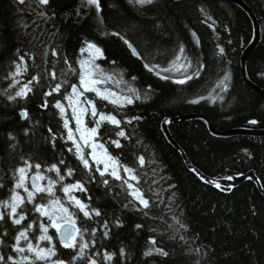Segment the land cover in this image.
Masks as SVG:
<instances>
[{
    "label": "trees",
    "instance_id": "16d2710c",
    "mask_svg": "<svg viewBox=\"0 0 264 264\" xmlns=\"http://www.w3.org/2000/svg\"><path fill=\"white\" fill-rule=\"evenodd\" d=\"M244 1L253 10L261 29L260 42L247 61V74L264 89V0ZM100 3L101 11L97 13L94 7H84L82 0H49L46 6H38L36 0H26L23 5L17 0H0V201L9 200L19 177L15 169L23 166L22 159H26L33 166L32 174L37 171L35 164L41 165L44 183L49 177L57 180L55 197L66 206L70 202L61 190L62 185L83 183L87 191L73 190V194L86 205L98 208L102 215L88 219L80 212L74 218L81 230L86 229L83 239L90 245L86 255L100 253L97 259L101 264H264V196L255 182L246 180L234 188L226 184L217 188L204 182L188 168L180 152L161 131L165 117L186 113L208 116L218 130L264 128V99L244 82L240 69L242 52L253 36L250 19L226 0H155L154 5L143 9L129 0H100ZM40 11H46L50 18L40 17ZM115 32L128 39L145 58L134 56L123 39L113 35ZM145 37L151 41L147 47ZM86 42L95 43L103 52L96 63L111 77L105 87L122 95L139 96L133 104L119 107L101 100L95 93L88 94L98 102L99 109L122 121L119 127L102 124L95 139L121 164L134 169L138 179L130 182L139 186L150 200V209L138 211L142 206L119 180L110 178L111 190L100 182H89V173L75 150L67 151L72 142L59 138L62 132L66 137V130L59 109L53 105L61 100L71 116L63 94L70 93V85L79 82L78 60L86 57V53L81 55L80 48ZM180 45L185 48L183 54L179 52ZM220 47L225 50L223 54L219 53ZM20 55L25 56L24 70L15 77L19 84L9 88L11 73L15 72L13 61H18ZM178 55L181 60L176 63H184L187 56L193 66L205 65L199 77L184 85L174 81L183 79L184 71L191 75L192 68L163 72ZM145 63L158 64L161 76L168 75L171 79L149 71ZM225 75L228 78L222 84ZM34 76L38 82L33 81L32 91L25 98L7 99L5 90L14 94ZM57 83L62 85L61 92L46 97L45 93ZM46 100L45 108L42 105ZM22 109L29 114L27 120L21 118ZM132 117L140 119L127 123ZM90 120L86 116L87 125L94 127ZM252 120L256 123H250ZM70 126L74 128V120L70 119ZM25 128L30 130L28 136L24 134ZM48 128L57 136L54 146ZM121 128L127 138L115 135ZM169 130L194 167L204 175L223 179L253 171L261 186L264 185V137L218 138L199 120L171 124ZM9 133L15 140L9 139ZM110 140H119L122 149H116L114 144L109 146ZM141 156L143 165L139 162ZM61 159L64 165L59 164ZM53 164L64 181H59L56 169L49 171ZM69 168L73 169L71 175L67 172ZM120 175L128 179L122 170ZM41 196L45 197L43 201ZM26 197L24 223L46 221ZM37 202L47 203V193L37 194L34 203ZM125 204L129 206L125 208ZM145 211L148 215H144ZM104 221L109 224L108 237L103 236ZM38 223L29 234L34 245L40 234ZM137 224L143 227L137 229ZM18 228L10 220L0 221V238L4 241L0 253L13 254L10 245ZM48 234L53 236L58 258L69 264L76 251L60 245L55 229L50 228ZM150 237H155L156 245L150 243ZM39 244L46 246L47 242ZM122 247L125 256L120 255ZM150 247H161L169 255L145 256ZM106 251L115 254L111 260H104ZM72 264H87V260L77 259Z\"/></svg>",
    "mask_w": 264,
    "mask_h": 264
},
{
    "label": "snow or ice",
    "instance_id": "6c2138e0",
    "mask_svg": "<svg viewBox=\"0 0 264 264\" xmlns=\"http://www.w3.org/2000/svg\"><path fill=\"white\" fill-rule=\"evenodd\" d=\"M17 2L23 5L26 0H17ZM38 6L48 5L49 0H36ZM83 6L86 8L94 7L96 12L99 13L101 11V3L100 0H82ZM129 3L134 6H139L140 8H146L147 6L154 5L155 0H129ZM203 11V9H201ZM80 14L79 9L77 10V15ZM40 17L50 18L48 17V13L46 11H40L38 13ZM210 18V17H209ZM27 27V25H25ZM113 35L121 37L127 47L131 48L132 51L137 55V57L144 59L145 57L137 51L136 47L129 42L128 39L121 36L119 32L113 33ZM193 35L196 34L193 32ZM151 43L150 38L145 37V46H149ZM199 43V40H197ZM219 47V46H218ZM94 49L99 56H103V52L100 47H98L95 43L86 42L85 46L80 48V53L83 56L89 50ZM224 48H219V53H224ZM179 52L181 54L185 53V48L183 45H180ZM53 55H56L55 50H53ZM98 56H92L89 54L86 59H79L78 63L80 65L79 72V82L78 84H72L71 92L68 93L65 91L63 94V98L68 101V106L71 108V116L66 112V108L61 100H56L53 107L59 109L63 129L66 130V137L63 132L61 133V139H66L67 141L72 142V147H68V152H73L77 156L78 160L82 163L84 169L89 173L88 181L89 182H100L104 186H106L109 190H111L110 178L112 180H119L123 185H127V188L130 190L129 194L133 197V199L138 202L142 208H137L138 211L144 209H150V200L145 197L144 192L141 190L139 186L134 185L130 181H135L138 179L137 175L134 172V169L128 167L126 165L121 164L120 160L116 157H113L108 150L104 147V144L99 143L95 138L98 136L101 125L105 123H110L112 125L120 126L121 120L117 119L116 115L111 113H105L103 109H99L97 107L98 102L92 98H89L90 93H95L96 97H99L101 100L108 101L113 105H117L119 107H123L125 105H131L135 102L136 99H139V96H133L131 94L121 96L119 93L102 90V86L107 83L111 77L105 76L103 71L100 69V66L96 63V59ZM181 60V56H176L175 60L171 62L170 66L163 69L164 73L177 71L192 68V73L189 75L187 71L183 72L184 78L177 79L174 82L179 85H184L188 81L193 80L194 77H199L201 74V69L205 67V65L197 64L193 66L191 60L185 56L184 63H176ZM25 61V56L20 55L18 57V61L14 60L13 64L15 65V72L11 73L13 79L9 84V88H12L14 85H18L19 81L15 79L16 75L24 70L22 67L23 62ZM65 63H68L65 60ZM174 65V67H173ZM71 68V65H69ZM145 68H148L149 71H155L158 76H161V71L159 70L160 66L149 65L145 63ZM73 72L76 69H72ZM52 77L55 78V72L52 73ZM163 79H171L168 75L161 76ZM227 75L224 76V80L221 81L223 84L224 81L227 80ZM33 81L38 82V77H32L31 80L27 81L22 87L14 92V94H8L7 90H5L6 97L9 101H16L17 98H25L28 92L32 91L31 85ZM62 85L57 83L54 88L45 93V96H52L53 93H60ZM27 90V91H26ZM203 99V97H201ZM42 107H48L47 100L42 105ZM21 118L27 120L29 118V114L27 110H21ZM91 117L90 122L95 124L94 127L88 128L85 125V117ZM70 119L75 121V127L70 126ZM140 117H132L127 123H131L132 120H139ZM165 123H170V121H165ZM250 123L255 124L256 121L252 120ZM29 129H24L25 136L29 135ZM48 133L51 134V141L53 146L55 145V141L57 139L56 134L53 133L52 128L47 129ZM79 134L77 137L76 134ZM117 137L127 138L126 132L121 128L119 131L115 133ZM9 139L15 140V137L9 133ZM83 143H80V142ZM115 145L116 149H122V145L119 140H110L109 146ZM103 149L102 154H98L97 149ZM85 149H90V152L85 151ZM247 151V150H245ZM90 159L93 162L90 164ZM139 162L141 165L144 164L143 156L139 157ZM60 165H64L65 162L63 159L59 161ZM22 165L15 169L16 172L19 173V177L14 185L12 190V194L7 201H0V207L5 210H0V221L7 223L9 220L12 224L19 226L15 236L13 237V243L10 245L11 253L5 255L0 253V264H65V261L58 258L57 252L55 250V244H53V236L48 234L49 228L55 229V233L58 235L59 243L63 248L72 249L76 251V255L73 256L72 261L77 259L87 260V264H101V261L97 259L100 256V253H93L91 255H86V249L90 246L88 242H85L83 239V231L77 227V221L74 217L80 212L83 213V216L88 219H92L93 215L95 217H101L102 212L95 207H90V205H86L79 198H77L73 194V190H78L81 192L87 191L81 181H76L75 183H67L62 185V191L65 194L67 200L70 202L69 206L66 207L64 202L59 198L55 197V193L53 191L57 180L52 178H48V183L46 187L38 186L37 181L39 179H44V177L40 174L41 165L39 163L35 164L36 173L31 177V190L25 184V176L28 170H30L33 166L29 162V160L22 159ZM103 165V167H101ZM56 169L57 175L59 177V181H64V176L59 175V169L56 164L51 165L49 171ZM123 171L128 175V179H124L120 175V171ZM73 169H67L68 175L72 174ZM195 172L196 170L193 169ZM203 179V177H201ZM220 178H214L209 180L208 183L215 184L217 188H220L221 185L218 182ZM225 180H232V176L224 177ZM251 179V177H249ZM264 187V185H262ZM23 188L24 192L27 193L26 200L28 203H33V210L36 213H39L42 217H46V221L33 220L30 223L25 224L24 222L27 220V215L25 213V208L23 205L25 204V198L21 197L16 189ZM47 193V203L34 201L37 198V194ZM119 192L116 193L119 196ZM40 199L43 201L45 199L44 196H41ZM91 200V197H89ZM129 203H132L131 201ZM129 205L125 204L124 207L127 208ZM135 206V205H133ZM69 207L74 208L76 211H69ZM144 215H148V212L145 211ZM38 223L39 228V236L36 237L37 243L34 245L32 240L29 238L30 232H32L34 226ZM119 219L116 220L117 226H120ZM103 228L105 229L103 232L104 237H108L109 232V224L107 221H104ZM137 229L143 227L141 224H137L135 226ZM181 227H185V225L181 224ZM95 233V229H93V234ZM6 236L7 233L5 232ZM23 241V246L21 242ZM47 241L50 245L49 247H41L39 242ZM149 241L152 245H156L155 237H150ZM4 243L3 238H0V245ZM92 244H95V241H92ZM153 253L162 256H168L169 253L165 251L161 247H150L148 250L144 252L145 256H152ZM114 253H108L107 251L103 253L104 260H111ZM120 255L125 256V249L122 247L120 249ZM72 261H69V264H72Z\"/></svg>",
    "mask_w": 264,
    "mask_h": 264
},
{
    "label": "water",
    "instance_id": "95a60500",
    "mask_svg": "<svg viewBox=\"0 0 264 264\" xmlns=\"http://www.w3.org/2000/svg\"><path fill=\"white\" fill-rule=\"evenodd\" d=\"M226 1L236 5L241 10H243V12L248 16V18L250 19V21L252 23L253 36H252V39H251L250 43L248 44V46L242 52V55L240 58V69H241V74H242L244 82L251 88V90H253L256 94H258L259 96H261L264 99V89L262 87H260L259 85H257L256 83H254L248 77V74H247L248 58H249L250 54L252 53V51L256 48V46L260 42V38H261L260 23H259L256 15L254 14L253 10L248 6V4L244 0H226ZM129 49L131 50V52L134 56H137L132 51L131 48H129ZM191 120L201 121L208 128L210 134L215 136V137H218V138H230V137L240 136V135L264 137V128L263 129H254V128H250V127H238V128H233V129H229V130H218L215 128V126L213 125L210 118L204 114H201V113H186V114H181V115H178L175 117H165L161 121V131L163 132L165 138L175 149H177L180 152V154L182 155V157H183L186 165L188 166V168L191 169L192 171H193V169H195L196 170L195 173L200 178L203 177L202 180L206 183H208L209 180H212L214 178L204 175L199 169L194 167V165L191 163V161L186 156L183 149L174 140V138L171 135L170 130H169V127L171 124H177V123L191 121ZM165 121H170V123H165ZM33 175L34 174L30 175V186H31V177ZM232 177H233L232 180L219 179L218 182L220 183V185L226 184L229 187L234 188L246 180H251V181L255 182L256 186L258 187V189L260 190V192L264 196V190L260 184L259 179L257 178V176L255 175V173L253 171H249L246 174L233 175ZM249 177H251V179H249ZM37 183L39 186L40 180H38ZM208 184L215 186V184H212V183H208ZM77 227L79 228L78 225H77ZM57 239H58V235H57ZM58 241H59V239H58Z\"/></svg>",
    "mask_w": 264,
    "mask_h": 264
},
{
    "label": "rangeland",
    "instance_id": "374dc122",
    "mask_svg": "<svg viewBox=\"0 0 264 264\" xmlns=\"http://www.w3.org/2000/svg\"><path fill=\"white\" fill-rule=\"evenodd\" d=\"M89 54H91L92 56H98L99 58L101 57V56H99V54H97L96 52H95V50L94 49H92V50H89L87 53H86V57H85V59L87 58V56L89 55ZM98 58V59H99ZM173 67H174V65H173ZM103 74L105 75V76H108V74H106L104 71H103ZM107 85V83L105 84V85H103L102 86V90H106V91H111V92H116V93H119L121 96H123L120 92H118V91H115V90H113V89H111L110 87H105ZM70 110H71V108H70ZM74 123H75V121H74ZM85 125H86V127H88V128H91V127H89L88 125H87V123H86V117H85ZM75 127V126H74ZM77 135V137L79 136V134L77 133L76 134ZM80 143H83L82 141L80 142ZM91 151V150H90ZM97 152H98V154H102L103 153V149H97ZM36 172H33V174H35ZM32 173H30V170H28L27 171V173H26V176H25V184L27 185V187L29 188V190H31V186H30V175H31ZM44 177V176H43ZM40 180V184H39V186L40 187H46L47 186V183H48V181L46 182V183H44L43 182V179H39ZM18 193H19V195L21 196V197H25V196H27V193H25L24 192V190H23V188H21V190L19 189V191H17ZM65 205V204H64ZM66 206V205H65ZM66 207H68V206H66ZM69 211H70V209H69ZM71 212V211H70ZM50 229V228H49ZM57 235V234H56ZM47 242V241H46ZM50 245L48 244V242H47V245L46 246H41V247H49Z\"/></svg>",
    "mask_w": 264,
    "mask_h": 264
}]
</instances>
